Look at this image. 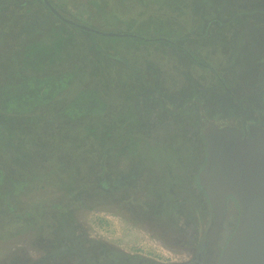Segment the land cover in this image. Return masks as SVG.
<instances>
[{"label":"rangeland","instance_id":"374dc122","mask_svg":"<svg viewBox=\"0 0 264 264\" xmlns=\"http://www.w3.org/2000/svg\"><path fill=\"white\" fill-rule=\"evenodd\" d=\"M50 1L64 17L104 32L131 33L142 37L158 34L160 38L168 41L175 40L193 50L195 55H199V61L211 67L207 69L195 65L193 68L190 58L183 55L184 51L165 43H158V47H154L153 45L157 46V43L150 44L101 35L90 36L87 32L63 24L47 15H45L47 18L45 25L36 23L37 26H33L29 18L32 17L33 10H36L33 18H38L37 11L42 8L41 6H32L31 0H0V6L4 4V8L0 11V82L14 89L21 82L29 85L34 78L45 80L47 76L59 77L66 71L73 72L76 64L80 65L83 70L79 72V77H73L71 86L60 95H55L51 104L57 105V109L65 107L63 114L67 116L74 111L78 113L75 110L77 108L83 110L84 115L89 114L83 119L87 122L90 119L89 121L99 129L98 134L105 130L111 120L120 119L128 113L125 106L130 102L139 105L143 101L147 110L155 106L160 109L159 103L162 102L165 105L169 104L168 107L172 104L171 109L179 111L196 103L198 107L194 105V109L191 110L197 112L201 126L204 120L217 124L237 123L242 121V118H238L246 111L249 118L255 119V111L264 108V43H260L259 37L256 40L257 22L243 20L240 23L233 18V14L257 11V7L254 6V3L259 4L257 0ZM262 5L264 6L261 2L260 6ZM43 11L42 14L47 12L44 9ZM208 13L215 15L216 19L213 20L218 24L206 33L203 25L206 24ZM137 22L140 23L138 28L128 25ZM93 40L96 42L93 43ZM160 45L170 49L154 52ZM119 59L133 67L140 74L138 76H142L140 72L142 69L145 70L143 75L146 74L148 77L146 80L153 81L155 87L142 85V89H138L137 86L127 85V80L120 82L119 67L115 63ZM125 74L129 79L131 74L129 72ZM217 75H221L222 78L227 77L229 81L226 80L230 82L234 93L248 99L250 104L249 107H244L246 111L243 107L239 108L236 103L232 104V100L226 103L221 99L223 91L220 89ZM63 77L62 75L60 78ZM131 81L133 79H130ZM118 83L120 85H117ZM54 84L58 85L59 81L56 79ZM13 89L8 88V91ZM136 92L153 93L154 97L145 98L138 93L136 96ZM0 97L2 98V95ZM159 97L163 99L159 100ZM97 99L104 102V105L98 107ZM4 104L7 105L5 101ZM50 106L41 105L34 113L32 112L33 114L24 118L18 115L9 125L17 127L21 124L27 129H32V124L35 127L36 121L51 116ZM97 108L100 112L96 110ZM158 109L157 112L160 111ZM143 116L144 127L147 130L151 129L149 134L152 133V136L134 135L131 141L126 143L125 154L120 153L121 156L114 159L107 156L103 160V164L107 165L110 173H113L110 177H119L120 186H124L122 183L125 176H128L130 181L131 178L136 179L137 187L133 186L135 180L130 182L132 196L128 199L131 194L128 196L127 190L122 188L116 193V199L113 201L110 200L112 197L104 198L105 196L98 192L99 189L93 188L94 196L86 197L85 207L72 209L71 214L75 221L99 240L125 250L131 255L171 264L178 254L171 252L161 240L167 246L177 248L172 244L173 240L170 236L179 237L182 223L186 225L185 228H191L194 222H198L199 225L204 219L207 223V213L202 219L199 211L203 209L207 212L208 205L207 201L201 200L202 197L195 200L197 197L194 195V187H191L187 171L179 165L182 163L176 162L173 154L167 153L160 145L154 143L168 140L172 129L167 127V119L162 121L163 128L158 129L157 132L156 128L152 127V129V125L150 126V121L153 119L151 115L146 112ZM29 118L35 119V122L32 123ZM176 118L181 125L175 124L173 130L184 132L193 142V132L191 131L189 135L190 125L187 123L195 119L194 115L191 113ZM186 121L188 122L185 123ZM61 122L59 119L51 125V128L49 126V134H54V130L57 129L61 132L59 126ZM14 127L12 130L15 129ZM63 133L69 134V132ZM14 144L20 147V149L15 147L18 151L17 155L11 154L10 144H7L6 148H0V167L6 175H13L12 177L17 181H31L30 175L35 177L40 174V167L35 159L27 161L31 160L28 155L35 149L31 148L33 141L23 136V139L20 138ZM102 144L104 148H110L107 142ZM159 151H161L160 156L156 155ZM190 154L192 159L186 161V164L194 167L193 170L196 171L194 161H198V153L194 146L190 147ZM93 157L89 155L87 159ZM7 160L12 163L11 167L7 165ZM135 160L141 162V168L147 167L150 172L147 178L143 177L139 182H137L139 173L129 172L133 169ZM152 162L156 164L153 165ZM25 165H30L27 173L24 171ZM187 166L186 168H189ZM69 175L65 172L62 173V177L55 175L51 179L40 180L41 186L39 182H31L32 185L17 196L0 197V231H2L0 262L9 258L13 261L25 260L31 254L38 257L41 253L37 250L38 247L46 243L53 245L58 241L54 235L56 229L50 226L52 220L50 215L54 205L67 201L65 183ZM167 182L173 186L171 189L175 190L182 201L181 206L175 208L178 209L176 212L173 210L169 212L171 207L167 208L168 205L159 201V195L153 193L156 188L167 185ZM10 185V182L6 183L4 190H10ZM1 189L3 190V187ZM192 195L195 199H191ZM7 201L13 207L12 211L7 209ZM91 207L93 209H90ZM27 214L32 215L28 217ZM16 215L20 216L19 219ZM151 219L161 227L154 233L147 230ZM198 232H201L200 228ZM164 233H168L167 242Z\"/></svg>","mask_w":264,"mask_h":264},{"label":"trees","instance_id":"16d2710c","mask_svg":"<svg viewBox=\"0 0 264 264\" xmlns=\"http://www.w3.org/2000/svg\"><path fill=\"white\" fill-rule=\"evenodd\" d=\"M257 6V4H256ZM258 10V8H257ZM30 11V10H29ZM31 12V11H30ZM247 16L252 18L255 15H257L259 12L257 11H246ZM48 14L47 16H49ZM233 18L235 19L238 15L233 14ZM213 19L215 18V15L212 16V14H207L206 24L204 26V31L210 32L214 25L218 24L215 23ZM202 22V20H201ZM241 23V22H240ZM204 24V20H203ZM129 26L132 28H138L140 26V23H129ZM201 25V24H200ZM257 29V35L256 40L259 36H263V26H259V24H256ZM203 30V27H202ZM87 32V31H83ZM89 33V32H87ZM205 33V34H206ZM131 34V33H127ZM91 35H97V34H90ZM134 35V34H133ZM120 38H126V40H132L137 41L135 38L130 37H120ZM145 38H149L148 36H145ZM91 39V38H90ZM175 41V40H174ZM96 41L93 40V43ZM177 42V41H175ZM169 45L168 43H165ZM97 45V44H96ZM173 46L172 44L170 45ZM166 47V48H164ZM178 47V46H177ZM170 49L167 46L160 45L159 48H156L154 52L160 51V50H168ZM181 51V49L178 47ZM33 48L31 49V51ZM192 51V55L195 59H198L197 54L194 55V51ZM113 61V60H112ZM191 65L198 66L197 63H195L192 60V57H190ZM114 62V61H113ZM117 64V62L115 61ZM199 67V66H198ZM132 69L131 75H140L138 74L133 67H130ZM82 67L79 65H75V70L73 72L68 71L61 74L59 77L52 75L51 77H45V80H42L41 78H34L32 83L29 85L23 84L21 82L18 84L17 87L14 89L7 84H4L3 82H0V96L2 95V98L0 97V148H6L10 144L12 147V155H17L18 151L15 147L20 149L18 145H15L14 142L18 141L20 138L23 139V136L26 137V139L29 138V141H33V145L31 148H35L34 152L31 151L29 153V157L32 161L34 158L35 161L38 163V166L40 167V171L37 176L31 177V181H17L15 180L11 175H6L4 170L0 167V197L7 196H17L19 193L23 192L25 189H27L29 186H31V182H39L40 180H46L51 179L52 176L59 175L58 177H62V173L65 174V172L69 173L70 175L66 177L65 184H66V202H63V204H57L52 207V213L50 215L51 220L50 226L52 229H58L62 228L63 225H66L69 223V220L72 216L71 211L72 209H81L85 207L86 197H93V188H97L100 191L101 195H104V198L109 199V197H116V193L121 191L122 188H127V186H120L119 177H110L113 175V173H110L109 168L107 165L103 164V160L106 159V157L116 158L120 157L121 154L126 153V143L133 138L134 135L143 137L146 136L145 134H149L150 130H148L144 127V114L141 110L140 104L130 102L126 104V108L128 109V113L124 114L120 119L117 118L115 120H111L109 124L106 125L105 130H102L97 133L99 129L95 127V124L93 122L85 121L83 118H87L88 115H84L83 110H80L79 108L75 109L78 111L73 112V114L64 115L63 110L64 108H58L57 105L51 104V100H53L55 95H60L63 91H65L67 88L71 86V83H73L74 78L73 77H79V72H82ZM143 71L141 70V75L138 76V80L145 81L147 84H151L153 87L154 82L150 80H146L148 77L143 75ZM64 76L62 79L61 76ZM140 78V79H139ZM59 81V84L55 85V80ZM155 80V77H154ZM55 85V86H54ZM39 86V87H38ZM56 87V88H54ZM211 87V86H209ZM8 88H11L13 90H9ZM34 93V94H33ZM136 92V96H137ZM51 96V97H49ZM4 101L7 105L4 104ZM98 107H101L104 105V102L97 99ZM46 107L48 105H51V116L49 118L45 117L42 120L37 119L39 121H36L35 127L32 124V129H25L23 125H17V127L10 126L9 123L12 122L13 118L18 116L21 118L27 117V115L33 114L36 108H39L40 106ZM5 106V107H4ZM145 112H149V109L147 110V106H145ZM159 108L161 112L163 113V106L160 103ZM172 105L170 107L164 108L169 114L172 115L173 122L168 121L167 119V127H174V124L179 123L177 120V116H188L190 114V108H186L185 110L181 111L180 114L177 113V111L174 109H171ZM3 109V110H2ZM56 110V111H55ZM98 112H100V109H96ZM33 112V113H32ZM54 112V114H53ZM6 115V116H5ZM21 115V116H20ZM170 115V116H171ZM143 117V118H142ZM61 120V124L59 125L61 128V132L59 129L54 130V134H49V126L51 128V125L56 122L57 120ZM166 119L163 117L152 119L150 121L151 128H156V131L161 128L159 127L162 124V121ZM24 120V119H23ZM29 121H32V123L35 122V119L29 118ZM45 121V124L43 122ZM64 122V123H63ZM181 124L179 123L178 126ZM12 127L15 129L12 130ZM63 127V128H62ZM152 128V129H153ZM51 130V129H50ZM63 132H69V134L65 135L66 133ZM103 137V140L101 138ZM27 141V140H26ZM129 141V142H130ZM103 142H107L110 145V148H104ZM153 142V141H152ZM155 144H158L161 146L162 149H165L167 153L173 154V158L176 160V162H180L182 164L181 168H185L187 171V175L190 179V184L197 185L199 187V179L198 174L202 170L204 166V159H205V146L201 149V159L198 161L195 160L194 163L196 165V171L194 167L187 166L186 161L189 159L191 160V154H190V147L193 145V142L190 140L189 136L186 135L184 132L180 131H174L172 130L169 138L167 141H155ZM24 143H22L23 145ZM102 144V145H101ZM153 144V143H152ZM14 145V146H12ZM101 145V147H100ZM125 145V146H124ZM68 146V148H67ZM24 147V145H23ZM125 147V148H124ZM123 148V150H122ZM154 148V146L152 147ZM36 150V151H35ZM159 151L156 155L160 156ZM121 153V154H120ZM92 155L94 156L92 159H87V156ZM157 156V160L159 159ZM28 159V158H27ZM33 159V160H34ZM102 159V160H101ZM150 161V160H148ZM152 161V160H151ZM185 161V164H184ZM7 165L10 167L12 166V163L7 160ZM141 163V162H140ZM139 161H134V167L133 169L129 171L132 173L133 171L138 174V179H143V177L147 178L148 174L150 173L147 170V167L141 168ZM154 163V162H152ZM154 163L153 165H155ZM184 164V166H183ZM30 165L24 166V171L26 173L29 171ZM189 167V168H186ZM27 167V168H26ZM168 168L170 166H167ZM19 169V168H18ZM188 169V170H187ZM114 172V170H112ZM141 175V176H140ZM108 176V177H106ZM101 178L100 180L98 178ZM97 178V180L95 179ZM121 179V178H120ZM132 179V178H131ZM40 181V182H41ZM11 183L10 190H4V185L6 183ZM40 182L38 183L39 186ZM139 182V180H137ZM124 183V182H123ZM122 183V184H123ZM124 185V184H123ZM138 185L136 184V187ZM146 186V185H144ZM166 186V187H165ZM162 188H156L153 192L155 195H159V201L164 202V204L168 205L167 208L169 209V212L177 211L178 209H175L179 206H181V202L179 197L177 196L175 190L171 189L173 186L167 182V185H165ZM3 187V190L1 189ZM152 188V186H150ZM200 188V187H199ZM113 189V190H112ZM202 189V188H200ZM105 190V191H103ZM112 190V191H111ZM172 190V191H171ZM102 191V192H101ZM175 193H174V192ZM4 192L6 194H4ZM93 193V194H92ZM96 196V194H95ZM132 196V194L128 197V199ZM114 197V198H115ZM69 201V202H68ZM87 202V201H86ZM168 203V204H167ZM7 209L13 210V207L11 206L10 202L7 201ZM170 206V207H169ZM186 208V207H185ZM88 209V208H87ZM90 209H93L91 207ZM187 209V208H186ZM159 214V213H158ZM163 215V213H161ZM32 214H27L28 217H30ZM19 215H16V218L19 219ZM73 217V216H72ZM15 224V222H13ZM23 224V223H22ZM26 225H29L28 223H25ZM24 225V224H23ZM25 226V225H24ZM2 231H0V235ZM2 238V237H1Z\"/></svg>","mask_w":264,"mask_h":264},{"label":"flooded vegetation","instance_id":"af4514ba","mask_svg":"<svg viewBox=\"0 0 264 264\" xmlns=\"http://www.w3.org/2000/svg\"><path fill=\"white\" fill-rule=\"evenodd\" d=\"M31 1L33 3V4L30 3L32 6L36 7L39 5V7L40 6L42 7L39 11H37L39 13L38 18H35V17L33 18L36 10H33V12L31 13L32 17L29 18L30 19L29 21H31L33 26H37L36 23H40L41 26L45 25L46 24L45 22L47 21V18L45 15H48V14H50L49 16H51L53 19H57L63 24L72 26L68 23L63 22L58 16H56L43 0H31ZM257 2L259 3L257 6H256V3H254L255 4L254 6L258 8L257 12H259L256 18L255 16L250 18L247 16L248 13L240 12L239 14L237 13L238 16L234 20L240 21V22H242L243 20L245 22H249V21L257 22L259 26L260 25L263 26L262 29H263V34H264V6L263 5L260 6L261 2L262 4H264V0H257ZM50 3L54 6V4L51 1ZM54 7L56 8V6ZM3 8H4V4L2 3L0 6V11ZM43 9L47 11L45 14H42L44 12ZM57 10L61 13L59 9ZM72 27H75V26H72ZM4 28H5V25H4ZM75 29L84 31L77 27H75ZM88 34H93V33H88ZM135 36H137L135 38L137 41H141L144 43H150V44L157 43V46L153 45L154 47H158V43H168L169 45L172 44L173 47H176V48L179 47L182 51H184L183 55L184 56L186 55L189 58L192 57V60L195 63H197L200 68L203 67V68L211 69V67H209L208 65L203 64L202 61L195 59L191 53L192 51H190V49L186 48L184 45L180 44L179 42H175V41L171 42L164 38H160L158 34H155V36H152V37L148 36L149 39L151 40L149 42H146L140 39L142 38L141 35L136 34ZM259 38H260L259 39L260 43H264V35L259 36ZM139 55L141 57V54ZM117 66L119 67V70L117 68L116 69L118 70V73H119L118 78H121V80L119 79L120 82L121 81L124 82L125 80H127V83H126L127 85L130 84L133 87L137 86L136 88L138 89H142V85H144V87H147L148 85L149 87H153L151 84H147V82L145 81H141V80L136 81L135 79H138V76L137 75L134 76L135 73L131 75L130 78L128 79L125 73L129 72L131 74L132 69L130 68L127 62L121 61V59H119L117 61ZM217 77L219 79L218 82H220V86H221L220 89L223 91L221 95V99L226 103L232 100L233 101L232 104L236 103V105H238L239 108L243 107L244 111H246L244 107L246 106L249 107V104H250L248 99L245 97H240L239 95L234 93V90L231 87L230 82H227L228 80L227 77H224L225 79L222 78L221 75L220 76L217 75ZM130 79H133V81L130 82ZM117 85H120V84L118 83ZM138 94L143 95L145 98H147L148 96H151L152 98L154 97L153 93L149 94L148 92H146V94H144V92L143 93L139 92ZM158 99L162 100L163 98L159 97ZM140 104L141 105L139 107H141L143 114L146 113L144 111L146 109L145 108L146 103L141 101ZM161 104L164 108L169 106V104L165 105L162 102ZM194 105L198 107L196 103H193L192 105H190L191 107L188 106L183 109L185 110L186 108H190V114L192 113V115H194V118H195L192 121L188 122L189 121L188 120L185 123L188 122L187 124L190 125L189 126L190 128L189 129L187 128L190 132L189 135L191 134V131L193 132L192 136H194L193 137L194 140H193V145H191V147L194 146L197 149L198 160L201 159L200 152H201L202 147L205 146L206 152H205L204 166H205V162L207 158V145L205 142V133L209 128L231 126V127H234L242 131L244 137H247V138L251 137V132H252L253 127H259V128L264 129V108L263 107L255 111L254 113L255 119L249 118L248 113L246 111L241 117L238 118V119L242 118V121L240 122H237V123L228 122L224 124H217L216 122L204 120L203 121L204 123L201 126V124L199 125L200 121H199L197 112H194L193 110H191V109H194L193 108ZM164 108H163L164 112L162 113L160 109L156 108V106L151 107L149 109L148 114L151 115L153 119H157L161 117V115H164L163 118H166V119L170 118V120L168 121L173 122L172 115L169 114ZM157 109L160 111L157 112ZM183 110H180V111L176 110V111L178 114H180L181 111ZM181 117H184V115ZM233 118H236V116H233ZM159 127L163 128L162 124ZM168 128H171L173 130V127L168 126ZM199 174H198V177H199ZM132 180H135V183L133 186H136V179L132 178L131 181ZM138 180L140 181L141 179H138ZM131 181L128 178V176L124 177L123 184L124 186H127V188L125 189L127 190L126 193H128V196L131 194L130 193V190H131L130 182ZM144 183H146V180L144 181ZM191 187H194L193 188V190L195 191L194 195L197 197V199H195V197H193L192 195L191 199L198 200L202 197L201 200H203V202L204 200L207 201V205H208L207 212H205L203 209L200 210L199 212L202 215V219H204L206 215L205 213H207L208 222L206 223L205 219L203 220V223L199 222L200 223L199 225H197L198 222L196 223L194 222L191 228L190 227L185 228L186 225L185 224L183 225L182 223V228H181L182 230H180V233L178 235L179 237L173 236V235L170 236V239L173 240L172 244L176 245L177 248L169 247L167 246V244L164 243L163 240L161 241L163 245L171 249V252L178 254V257H176L175 261L171 262V264H218V260L220 259L223 250L225 249L228 241L230 240L231 236L233 235L238 225V219H239L238 212L237 211L233 212V209L231 208L229 204L231 201L234 200V198L229 197L227 199L225 214H224V218H223L222 225L220 227V233H219V242H218L219 252H215L210 249L209 241H208V234H209V231L214 221V214H213L211 205L208 201L207 195L204 192V190L200 189L201 188L200 185H199L200 188L194 184L193 185L191 184ZM128 196H126V199ZM114 197L110 198V200L115 201L116 197L115 198ZM120 200L124 201V199H120ZM235 205L237 207L236 209L238 210L239 208L236 202H235ZM194 212H195V209H194ZM199 218H200V215H199ZM148 225H149V228H147V230L148 231L151 230L153 233L161 228L160 226L155 224L153 219H151V222ZM156 227L157 229H155ZM199 228L201 229V232H198ZM54 235L56 236V240L58 241H56L55 244L53 245L46 243V244H42L40 248L38 247L37 250L41 252L38 257H34L31 254L30 256L26 257L25 260L21 259V260L13 261L12 259L9 258L1 262H4L3 264H83V263H86V264H163V262L161 263L160 261H156V260L149 261V259L131 255L127 253L125 250H122L113 245H109L107 242H103L99 240L98 238H95V236L89 234V232L85 229L84 226L79 224V222L75 221L72 216L68 224L63 225L62 228L56 229ZM164 236L167 237L168 233H164ZM167 240H168V237L167 239H165V241L167 242ZM48 241H45V242H48ZM8 260L9 262H7Z\"/></svg>","mask_w":264,"mask_h":264},{"label":"water","instance_id":"95a60500","mask_svg":"<svg viewBox=\"0 0 264 264\" xmlns=\"http://www.w3.org/2000/svg\"><path fill=\"white\" fill-rule=\"evenodd\" d=\"M43 1L63 22L81 30L105 37H137L77 23L64 17L49 0ZM140 39L151 41L145 37ZM205 142L207 158L198 178L214 214L208 234L209 247L219 252V233L227 199L233 197L229 204L233 212H238V225L218 264H264V129L253 127L251 137L247 138L231 126L209 128Z\"/></svg>","mask_w":264,"mask_h":264}]
</instances>
